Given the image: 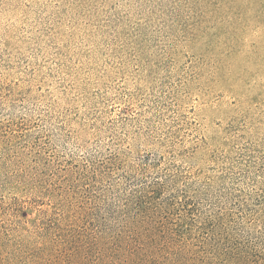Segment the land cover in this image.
I'll return each mask as SVG.
<instances>
[{
	"label": "rangeland",
	"instance_id": "1",
	"mask_svg": "<svg viewBox=\"0 0 264 264\" xmlns=\"http://www.w3.org/2000/svg\"><path fill=\"white\" fill-rule=\"evenodd\" d=\"M255 1L0 0V264L35 259L25 239L63 214L64 194L101 216L81 225L93 242L130 232L133 195L155 183L158 205L230 213L236 242L264 258ZM182 213L169 227L200 248L197 224L177 226ZM71 252L58 246L46 260ZM98 259L94 249L88 262Z\"/></svg>",
	"mask_w": 264,
	"mask_h": 264
},
{
	"label": "trees",
	"instance_id": "2",
	"mask_svg": "<svg viewBox=\"0 0 264 264\" xmlns=\"http://www.w3.org/2000/svg\"><path fill=\"white\" fill-rule=\"evenodd\" d=\"M251 15L256 23L264 25V0L255 1ZM119 159L114 161L119 163ZM133 170L137 169L131 166V171ZM179 178L178 174L166 176V182H177ZM152 188V191L143 188L139 195H133L131 202L134 203L131 208L135 207L137 213L129 216L132 227L130 232L120 231L116 236H111L107 231H102L100 236H95L93 242L81 230V225L86 219L102 225L101 216L92 215L84 206L70 207L67 195L72 198L77 195L64 194L63 214L55 222L50 220L46 223L41 220L39 225H35L31 236L25 239L26 246L37 251L35 259L28 260L27 264H89L94 249L99 252L98 264H264V258L254 256L252 248L236 242L231 229L235 221L230 213H221L215 209L196 210L189 207V200L178 205L172 201L163 206L160 203L158 205L163 189L159 183H155ZM187 191H193L194 197L202 194L199 189L190 185ZM145 198L150 201L145 202ZM180 209L183 211L180 220L186 222L177 226L183 228L184 224H188L189 229H192L197 224L196 234L199 235L200 248L188 241L193 240V233L182 235L178 227H169L172 224L171 217ZM168 211L170 214L165 217L164 214ZM261 215L264 217V212ZM162 218L165 220H160ZM240 218L243 219L241 216ZM57 234H60L62 243L54 240ZM87 245L89 247L86 250ZM58 246L68 249L71 247L70 256L66 260L48 263L46 257L51 249Z\"/></svg>",
	"mask_w": 264,
	"mask_h": 264
}]
</instances>
